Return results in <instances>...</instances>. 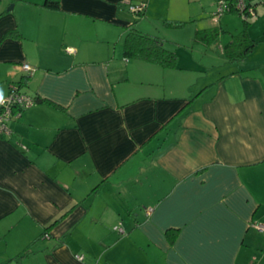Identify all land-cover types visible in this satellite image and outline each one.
<instances>
[{
    "label": "crops",
    "instance_id": "obj_1",
    "mask_svg": "<svg viewBox=\"0 0 264 264\" xmlns=\"http://www.w3.org/2000/svg\"><path fill=\"white\" fill-rule=\"evenodd\" d=\"M45 1L0 0V98L38 100L0 137V264H264V0L243 60L175 69L122 56L152 0Z\"/></svg>",
    "mask_w": 264,
    "mask_h": 264
},
{
    "label": "rangeland",
    "instance_id": "obj_2",
    "mask_svg": "<svg viewBox=\"0 0 264 264\" xmlns=\"http://www.w3.org/2000/svg\"><path fill=\"white\" fill-rule=\"evenodd\" d=\"M201 1L204 5H207L209 1H214L213 12L217 10L216 0ZM130 6L126 7V16L131 19V22L136 21V28L140 32L163 39L165 47L176 52L178 56L177 64L190 63L191 61L209 64L218 63L220 65L229 64L228 61H225L221 50L225 39L222 38V32L207 46L195 42L193 40L194 34L197 30L208 28L209 24H218L220 21H222L224 28L234 31L236 28H241L242 18L240 16L225 13L217 23H214L211 15L208 14L209 9H205L204 12L200 13L198 0H152L146 17H138L129 10ZM197 13L198 15H196ZM189 14H192V16L189 17ZM249 20L252 21L253 18ZM166 21H178L182 22L183 25L180 27L166 26ZM255 21L253 20L251 24Z\"/></svg>",
    "mask_w": 264,
    "mask_h": 264
},
{
    "label": "trees",
    "instance_id": "obj_3",
    "mask_svg": "<svg viewBox=\"0 0 264 264\" xmlns=\"http://www.w3.org/2000/svg\"><path fill=\"white\" fill-rule=\"evenodd\" d=\"M42 6H46L51 9H58L59 3L54 0H46ZM255 6V3H254ZM146 5L143 9L136 13L138 17L145 15ZM243 29L238 34L231 37V39L223 45L221 48L225 59L228 62H238L243 60L251 49L256 44L255 41L250 40L247 33V27L249 24L248 19H242ZM166 26H182V22L178 21H166ZM217 25V24H215ZM125 36L122 42V56L124 59L141 60L147 63L156 64L163 69H175L178 62V56L175 51L169 50L165 47V41L157 36H152L147 33H142L136 28V21L130 25L125 26ZM220 28H210L207 30L196 31L194 34V41L207 46L219 33ZM11 31L7 34H14ZM23 81V80H22ZM21 89L19 82L16 85ZM38 101L35 99V102ZM190 102V101H189ZM47 235L46 230L42 233V237ZM170 243L174 241V235H168ZM30 252V248H26L17 257L24 258Z\"/></svg>",
    "mask_w": 264,
    "mask_h": 264
},
{
    "label": "built area",
    "instance_id": "obj_4",
    "mask_svg": "<svg viewBox=\"0 0 264 264\" xmlns=\"http://www.w3.org/2000/svg\"><path fill=\"white\" fill-rule=\"evenodd\" d=\"M217 10L211 14L214 23L219 21V18L225 13H233L240 16L242 19H250L256 16L255 6L253 0H216ZM144 4L131 5L129 10L135 14L143 9ZM67 52H71L67 49ZM21 70L28 75L34 71L28 64H22ZM35 104V99L28 94L24 93L16 85L10 87L8 94L0 98V137L10 136L12 131L10 123L20 117L22 112ZM151 209L147 210L150 215ZM258 229L264 231V226L258 225ZM116 230L123 233V229L118 226ZM48 237V235H45ZM82 259V257H79Z\"/></svg>",
    "mask_w": 264,
    "mask_h": 264
}]
</instances>
